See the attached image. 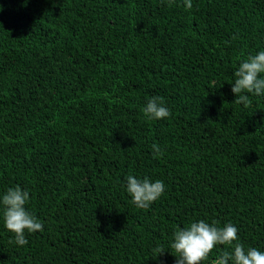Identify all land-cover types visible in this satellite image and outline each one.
<instances>
[{
	"label": "trees",
	"instance_id": "16d2710c",
	"mask_svg": "<svg viewBox=\"0 0 264 264\" xmlns=\"http://www.w3.org/2000/svg\"><path fill=\"white\" fill-rule=\"evenodd\" d=\"M192 5L0 0V197L19 185L43 223L20 246L0 202V264H176L177 227L200 220L264 251V95L232 92L264 51V0ZM153 96L170 117L144 115ZM128 175L165 192L140 209Z\"/></svg>",
	"mask_w": 264,
	"mask_h": 264
},
{
	"label": "clouds",
	"instance_id": "9594fccd",
	"mask_svg": "<svg viewBox=\"0 0 264 264\" xmlns=\"http://www.w3.org/2000/svg\"><path fill=\"white\" fill-rule=\"evenodd\" d=\"M186 9H192V0H184ZM235 39V37H233ZM264 51L249 56L241 62L234 72L232 92L237 97L235 104L247 107L251 101L244 93L256 96L264 95ZM149 119L162 120L171 116L170 110L165 106L163 97L153 96L142 109ZM154 158L162 155L157 144L152 145ZM127 192L132 198V203L140 209H148L165 192V184L161 180L151 181L145 177L137 179L133 175L126 177ZM29 192L19 185L8 188L0 197L3 205V220L6 229L15 234V243L24 246L28 244L25 232L34 233L43 231V223L26 210L29 201ZM238 228L232 223L223 227L217 221L210 225L204 220L192 222L188 227H177L173 242L170 244L171 252L177 257L176 264H201L208 259L214 248L218 245L230 246L232 251L220 252L211 264H264V251L256 248H245L239 242ZM235 242V243H233ZM153 252L159 256L165 253L163 247L157 245Z\"/></svg>",
	"mask_w": 264,
	"mask_h": 264
}]
</instances>
